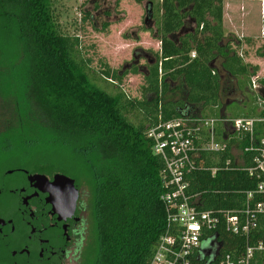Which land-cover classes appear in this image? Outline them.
Listing matches in <instances>:
<instances>
[{"label":"trees","instance_id":"16d2710c","mask_svg":"<svg viewBox=\"0 0 264 264\" xmlns=\"http://www.w3.org/2000/svg\"><path fill=\"white\" fill-rule=\"evenodd\" d=\"M149 1L151 9L153 0ZM154 19V28L144 31L154 34L161 48L148 60L143 87V95L153 97L139 100L128 98L120 89L111 94L93 81L89 61L80 55L79 39L60 31L52 0H0V42L7 38L22 46L30 102L45 120L43 138L24 139V153L16 154L19 160L9 158L3 165L48 175L61 173L78 184L79 176L85 175L95 183L97 255L88 264H150L161 237L172 229L160 199L165 191L160 175L164 162L152 152L145 134L148 127L193 115L197 106L206 118L228 114L233 103L225 106L221 100L227 90L221 72L236 81L247 99L243 105L251 107L244 110L235 103L238 112L229 117L263 115L251 88L259 67L245 63L234 41L225 36L222 0H161ZM258 54L264 57V46ZM218 60L221 69L216 67ZM128 73L139 74V66L133 64L131 71L115 72L113 77L121 81ZM179 82L184 94L167 101L169 93L182 90ZM259 84L264 89V77ZM130 111L140 116L137 123L128 118ZM256 131L264 136V125ZM224 132L219 124L218 142ZM245 145L241 142L240 149ZM3 147L10 149V142L0 144ZM228 157L227 151L201 154L200 168L189 178L190 192L200 195L198 209L240 208L242 192L256 188L257 181L245 173L224 169ZM204 168L218 171L212 175ZM213 235L222 242L221 253L238 256L247 245L244 238L229 235L222 226Z\"/></svg>","mask_w":264,"mask_h":264},{"label":"built area","instance_id":"2783aa9c","mask_svg":"<svg viewBox=\"0 0 264 264\" xmlns=\"http://www.w3.org/2000/svg\"><path fill=\"white\" fill-rule=\"evenodd\" d=\"M196 53H191L195 58ZM263 78H251V88L257 94L256 104L261 117L206 118L187 115L160 120L148 127L146 137L151 141L152 152L164 162L160 175L165 191L160 199L166 206L170 231L161 237L150 264H196L213 261V264H264V136L259 137L258 125H264ZM225 127L223 140L217 141V126ZM246 142L243 149L239 144ZM227 151L224 169H235L257 181L256 188L242 192L240 208L228 210L198 209L199 194L190 192L189 178L200 167L197 161L202 153L209 155ZM215 175L216 168H204ZM222 226L229 235L245 239L247 245L236 256L221 253L222 242L213 237ZM210 240L208 247L202 243ZM197 259V260H196Z\"/></svg>","mask_w":264,"mask_h":264},{"label":"rangeland","instance_id":"374dc122","mask_svg":"<svg viewBox=\"0 0 264 264\" xmlns=\"http://www.w3.org/2000/svg\"><path fill=\"white\" fill-rule=\"evenodd\" d=\"M159 1L153 0L149 9V0L141 3L136 0H52V8L60 31L68 37L79 39V52L83 59L89 61V74L93 81L111 94L120 89L128 98L141 100L153 97L150 94L143 95V87L146 85L148 60H153L154 55L160 53L161 45L154 34L144 29L154 28L155 9ZM247 54L246 50L242 53L245 63L249 58ZM220 61L216 63L219 68ZM133 64L139 66V74L128 73L121 81L113 77L115 72L122 75L131 71ZM106 72L110 76L107 77ZM259 72L264 77V63L259 66ZM221 76L227 86L221 100L225 106L233 103L228 107L231 110L224 116L229 117L238 112L235 103L243 106L244 110L250 109L243 105L247 99L236 88V81L223 72ZM25 80L26 57L22 46L3 38L0 42V144L10 142L11 148H0V165L7 163L9 158L19 160L17 155L24 153V139H40L43 138L40 133H45V120L40 119V112L32 106V95ZM178 87L182 90L169 93L165 97L167 101L176 100L184 94L180 82ZM174 89L172 86L171 91ZM253 93L257 95L260 91ZM128 118L134 123L140 120L135 111H130ZM78 179L83 199L86 200L88 177L82 175ZM208 246L202 243L203 248ZM78 255L77 264H86L95 259L97 235L94 226L87 232Z\"/></svg>","mask_w":264,"mask_h":264},{"label":"flooded vegetation","instance_id":"af4514ba","mask_svg":"<svg viewBox=\"0 0 264 264\" xmlns=\"http://www.w3.org/2000/svg\"><path fill=\"white\" fill-rule=\"evenodd\" d=\"M55 174L0 165V264H77L87 232L96 225L98 189L88 181L85 200L74 180L75 209L57 212L51 203Z\"/></svg>","mask_w":264,"mask_h":264},{"label":"crops","instance_id":"0c3cea01","mask_svg":"<svg viewBox=\"0 0 264 264\" xmlns=\"http://www.w3.org/2000/svg\"><path fill=\"white\" fill-rule=\"evenodd\" d=\"M222 2L225 36L228 40L234 41V48L241 57L244 50L247 51L249 58L246 63L261 67L264 57L258 54V50L264 46V0H222ZM197 108L200 107L193 109L194 115L199 112L200 115L197 116H202ZM221 117L225 116L222 114Z\"/></svg>","mask_w":264,"mask_h":264},{"label":"water","instance_id":"95a60500","mask_svg":"<svg viewBox=\"0 0 264 264\" xmlns=\"http://www.w3.org/2000/svg\"><path fill=\"white\" fill-rule=\"evenodd\" d=\"M36 178L46 179L45 176H35ZM54 182L52 186L55 192H53L51 203L57 212L60 210L69 209L73 211L76 207V202L78 200V191L75 188L74 179L57 173L53 178ZM52 194V193H51Z\"/></svg>","mask_w":264,"mask_h":264}]
</instances>
